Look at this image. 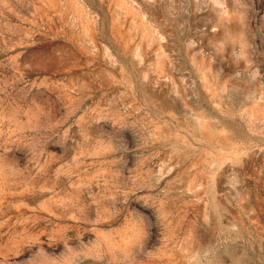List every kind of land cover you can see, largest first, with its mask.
<instances>
[{"label":"rangeland","instance_id":"rangeland-1","mask_svg":"<svg viewBox=\"0 0 264 264\" xmlns=\"http://www.w3.org/2000/svg\"><path fill=\"white\" fill-rule=\"evenodd\" d=\"M0 264H264V0H0Z\"/></svg>","mask_w":264,"mask_h":264}]
</instances>
